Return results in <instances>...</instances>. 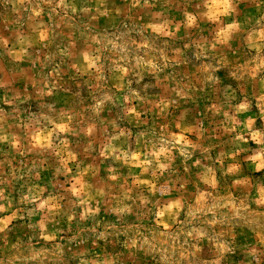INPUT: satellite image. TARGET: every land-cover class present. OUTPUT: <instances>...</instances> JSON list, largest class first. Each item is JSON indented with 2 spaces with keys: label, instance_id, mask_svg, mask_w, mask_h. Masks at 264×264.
Masks as SVG:
<instances>
[{
  "label": "rangeland",
  "instance_id": "374dc122",
  "mask_svg": "<svg viewBox=\"0 0 264 264\" xmlns=\"http://www.w3.org/2000/svg\"><path fill=\"white\" fill-rule=\"evenodd\" d=\"M0 264H264V0H0Z\"/></svg>",
  "mask_w": 264,
  "mask_h": 264
}]
</instances>
